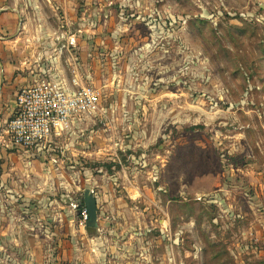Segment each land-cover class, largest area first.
Listing matches in <instances>:
<instances>
[{
	"label": "rangeland",
	"instance_id": "374dc122",
	"mask_svg": "<svg viewBox=\"0 0 264 264\" xmlns=\"http://www.w3.org/2000/svg\"><path fill=\"white\" fill-rule=\"evenodd\" d=\"M85 8L45 50L101 100L47 147L0 158V264H118L117 248L129 264H264V0Z\"/></svg>",
	"mask_w": 264,
	"mask_h": 264
},
{
	"label": "crops",
	"instance_id": "0c3cea01",
	"mask_svg": "<svg viewBox=\"0 0 264 264\" xmlns=\"http://www.w3.org/2000/svg\"><path fill=\"white\" fill-rule=\"evenodd\" d=\"M90 3L91 0H0V32L7 34V37H0V158L12 155L7 150L12 145L6 132V123L15 111L19 89L32 84L38 75L45 71L64 81L70 80L71 73L69 76L67 65H63V55L45 49L55 36L67 35L66 31L60 28L61 23L67 25L72 23L75 20L77 7L88 8ZM58 21H60L59 29L55 26ZM40 40L43 41L42 46L38 42ZM15 59L16 63H14ZM45 59L52 60L54 71L49 69V64L45 65L47 64L43 61ZM2 166L6 169L8 161H4ZM9 181L8 173L0 175V183L5 189ZM9 196V192H4L0 188V200H5ZM5 201L10 203L8 198ZM9 211H12L11 208L4 203L2 211L0 209V213L4 212L2 217L4 219L0 221L2 225L0 231L4 240L12 238ZM96 239V237L88 239L91 247L97 243ZM120 249L122 250L118 248L116 250L118 264H129L125 262L129 259L127 258L129 254L124 248ZM146 255L149 254L142 253V257ZM93 260L97 262L99 258L94 257ZM135 264L145 263L135 262Z\"/></svg>",
	"mask_w": 264,
	"mask_h": 264
},
{
	"label": "built area",
	"instance_id": "2783aa9c",
	"mask_svg": "<svg viewBox=\"0 0 264 264\" xmlns=\"http://www.w3.org/2000/svg\"><path fill=\"white\" fill-rule=\"evenodd\" d=\"M100 100V90L85 83L75 69L68 82L43 72L17 92L15 111L6 123L11 145L27 152L47 147L76 118L96 110ZM84 215L87 219V209Z\"/></svg>",
	"mask_w": 264,
	"mask_h": 264
},
{
	"label": "water",
	"instance_id": "95a60500",
	"mask_svg": "<svg viewBox=\"0 0 264 264\" xmlns=\"http://www.w3.org/2000/svg\"><path fill=\"white\" fill-rule=\"evenodd\" d=\"M84 201L88 212L87 230L89 233H92L99 226L98 199L91 189H86L84 192Z\"/></svg>",
	"mask_w": 264,
	"mask_h": 264
}]
</instances>
